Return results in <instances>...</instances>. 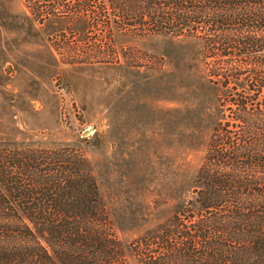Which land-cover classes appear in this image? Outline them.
<instances>
[{
    "label": "trees",
    "instance_id": "1",
    "mask_svg": "<svg viewBox=\"0 0 264 264\" xmlns=\"http://www.w3.org/2000/svg\"><path fill=\"white\" fill-rule=\"evenodd\" d=\"M65 1L45 16L186 47L195 105L181 111L180 142L203 152L152 194L181 201L172 215L122 244L80 151L0 143V264H264V0ZM95 45L54 50L104 59Z\"/></svg>",
    "mask_w": 264,
    "mask_h": 264
},
{
    "label": "rangeland",
    "instance_id": "2",
    "mask_svg": "<svg viewBox=\"0 0 264 264\" xmlns=\"http://www.w3.org/2000/svg\"><path fill=\"white\" fill-rule=\"evenodd\" d=\"M52 1L0 0V143L80 151L117 238L127 244L181 204L153 197L161 194L163 174L183 159L191 174L202 156V142L189 148L180 142L181 111L195 105L183 69L187 49L168 38L114 30L101 38L98 27L46 17ZM92 43L103 48L104 59L79 53L69 61L54 50ZM169 109L179 110L171 124Z\"/></svg>",
    "mask_w": 264,
    "mask_h": 264
}]
</instances>
